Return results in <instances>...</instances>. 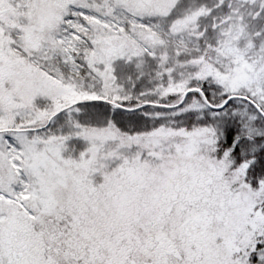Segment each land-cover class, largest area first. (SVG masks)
<instances>
[{"label": "snow or ice", "instance_id": "6c2138e0", "mask_svg": "<svg viewBox=\"0 0 264 264\" xmlns=\"http://www.w3.org/2000/svg\"><path fill=\"white\" fill-rule=\"evenodd\" d=\"M0 264H264V0H0Z\"/></svg>", "mask_w": 264, "mask_h": 264}]
</instances>
